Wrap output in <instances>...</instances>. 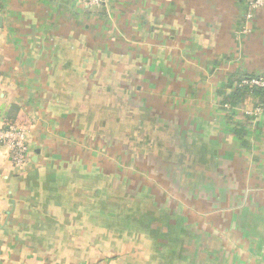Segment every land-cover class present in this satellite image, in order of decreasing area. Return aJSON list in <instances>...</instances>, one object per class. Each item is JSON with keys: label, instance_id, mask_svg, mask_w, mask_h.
I'll return each mask as SVG.
<instances>
[{"label": "crops", "instance_id": "0c3cea01", "mask_svg": "<svg viewBox=\"0 0 264 264\" xmlns=\"http://www.w3.org/2000/svg\"><path fill=\"white\" fill-rule=\"evenodd\" d=\"M251 1L0 0V264H264Z\"/></svg>", "mask_w": 264, "mask_h": 264}, {"label": "built area", "instance_id": "2783aa9c", "mask_svg": "<svg viewBox=\"0 0 264 264\" xmlns=\"http://www.w3.org/2000/svg\"><path fill=\"white\" fill-rule=\"evenodd\" d=\"M81 4L88 8L98 7L106 3V0H79ZM252 8L264 7V0H252ZM244 84L253 87L264 88V79H252ZM264 110V106L255 111L259 115ZM26 130L19 127H8L0 130V144L8 150L9 159L15 168H24L29 161V147L26 141Z\"/></svg>", "mask_w": 264, "mask_h": 264}, {"label": "rangeland", "instance_id": "374dc122", "mask_svg": "<svg viewBox=\"0 0 264 264\" xmlns=\"http://www.w3.org/2000/svg\"><path fill=\"white\" fill-rule=\"evenodd\" d=\"M129 130H131V129H129ZM119 193H120V197H119L120 200L127 199V197H124L125 192H119ZM125 194H127V193H125ZM156 231H158V229H156ZM137 237H138V234H137ZM142 243L143 242L137 241V244L135 245V247H133V250H135V252H133V255H135L134 258L137 259L138 261L143 259V257H144L143 251L146 249V247ZM124 255L127 256V254H124Z\"/></svg>", "mask_w": 264, "mask_h": 264}, {"label": "trees", "instance_id": "16d2710c", "mask_svg": "<svg viewBox=\"0 0 264 264\" xmlns=\"http://www.w3.org/2000/svg\"><path fill=\"white\" fill-rule=\"evenodd\" d=\"M138 215H141L140 213ZM142 216V215H141ZM138 219V218H137ZM140 219V218H139ZM142 220V219H141ZM138 222V221H137ZM140 222V221H139ZM143 222V220H142ZM154 227V226H153ZM152 227V229H154ZM137 228H139V230H146L148 228V225H146L145 223H137ZM158 232V231H155Z\"/></svg>", "mask_w": 264, "mask_h": 264}, {"label": "water", "instance_id": "95a60500", "mask_svg": "<svg viewBox=\"0 0 264 264\" xmlns=\"http://www.w3.org/2000/svg\"><path fill=\"white\" fill-rule=\"evenodd\" d=\"M1 20V19H0Z\"/></svg>", "mask_w": 264, "mask_h": 264}]
</instances>
